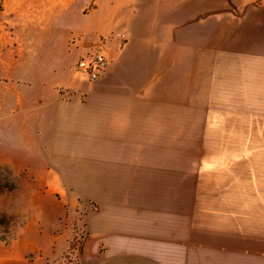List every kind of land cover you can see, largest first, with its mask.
<instances>
[{"label":"crops","instance_id":"crops-1","mask_svg":"<svg viewBox=\"0 0 264 264\" xmlns=\"http://www.w3.org/2000/svg\"><path fill=\"white\" fill-rule=\"evenodd\" d=\"M90 1L86 47L59 29L70 0H0V163L38 174L72 224L48 231L60 249L78 222L76 264H264V147H237L264 142V0ZM93 49L95 81L77 68ZM26 233L0 264H44Z\"/></svg>","mask_w":264,"mask_h":264},{"label":"rangeland","instance_id":"rangeland-1","mask_svg":"<svg viewBox=\"0 0 264 264\" xmlns=\"http://www.w3.org/2000/svg\"><path fill=\"white\" fill-rule=\"evenodd\" d=\"M214 3L215 0H190L192 8H198L200 5H204L207 9H210L213 8ZM92 7L93 2L90 0H70V3L64 9L59 11L60 16L56 18L59 23V29H68L72 33L71 41L73 43H76L78 39L80 40L81 38H85V42L88 43L86 45L87 47L88 45L90 46V41L94 39L92 29L88 28L86 25L87 22L82 16V14L89 13ZM193 10L194 9H192V11ZM51 13H47L45 21H51L54 19L55 14ZM23 15L24 14L14 13L13 18L16 20L23 19ZM191 15L190 37L192 41H197V38H199L198 14L192 13ZM210 26H213V24ZM212 30L213 27L209 28L206 34L208 35L209 31ZM103 38L104 37H101V39ZM98 44H100V41H98ZM64 55L68 60L69 66H75L79 53L74 49V45H71L70 43L69 49L66 51L64 50ZM254 96L257 97L258 94H255ZM255 104V106L258 107L257 105L262 103L261 101H258V98H255ZM253 114L254 115L249 117V119H253L256 123L255 132H262L263 129L261 122H263L262 119L264 118V110L256 108ZM207 145L210 148L236 147L234 142L231 141H208ZM237 147L263 148L264 142L240 141L238 142ZM0 164L10 167L15 182V187L11 191L0 194V212L6 213L10 216L5 223V228L0 227V244H7L10 242L15 235L16 229H24L27 233L23 240H27L36 247L37 252L41 253L42 257L45 258L44 264H76L75 250L82 245L85 240L84 231L76 227L78 226V222L75 221V225L73 226L74 230L76 229L75 235L72 239H70L68 247L60 249L61 244L65 245L64 240L60 241V244L58 242L59 240L57 241L56 239L55 241V239L52 238L53 236H49L48 231L58 233L64 230L65 224L69 223L70 227L72 224L63 219V212L57 207L52 197L50 198L48 196H44L45 194H41L40 192H43V190L31 188V183L39 179L38 174L26 171H16L12 165L5 163ZM53 249L58 252L55 253L56 255L50 254L54 251Z\"/></svg>","mask_w":264,"mask_h":264},{"label":"built area","instance_id":"built-area-1","mask_svg":"<svg viewBox=\"0 0 264 264\" xmlns=\"http://www.w3.org/2000/svg\"><path fill=\"white\" fill-rule=\"evenodd\" d=\"M106 66L107 58L101 49L87 53L77 63V68L91 81L99 79L106 69Z\"/></svg>","mask_w":264,"mask_h":264},{"label":"trees","instance_id":"trees-1","mask_svg":"<svg viewBox=\"0 0 264 264\" xmlns=\"http://www.w3.org/2000/svg\"><path fill=\"white\" fill-rule=\"evenodd\" d=\"M15 187L12 171L0 164V194L11 191ZM10 218L6 213L0 212V227L5 228L6 221Z\"/></svg>","mask_w":264,"mask_h":264}]
</instances>
